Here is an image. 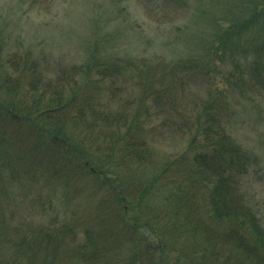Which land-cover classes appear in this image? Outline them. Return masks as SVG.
Wrapping results in <instances>:
<instances>
[{
  "label": "trees",
  "instance_id": "16d2710c",
  "mask_svg": "<svg viewBox=\"0 0 264 264\" xmlns=\"http://www.w3.org/2000/svg\"><path fill=\"white\" fill-rule=\"evenodd\" d=\"M3 44L0 264H264L257 160L223 91L198 113L177 107L204 63L53 65ZM173 110L189 136L165 152L148 136L163 137L154 120Z\"/></svg>",
  "mask_w": 264,
  "mask_h": 264
},
{
  "label": "rangeland",
  "instance_id": "374dc122",
  "mask_svg": "<svg viewBox=\"0 0 264 264\" xmlns=\"http://www.w3.org/2000/svg\"><path fill=\"white\" fill-rule=\"evenodd\" d=\"M0 42L53 65L90 57L204 63L202 76L178 93L177 107L198 113L223 91L217 101L230 105L234 137L257 160L248 183L264 212V0H0ZM171 112L153 123L163 137L148 136L165 152H177L189 136Z\"/></svg>",
  "mask_w": 264,
  "mask_h": 264
}]
</instances>
